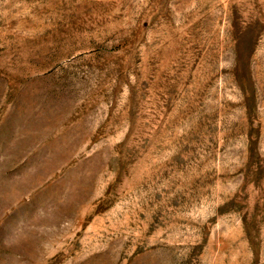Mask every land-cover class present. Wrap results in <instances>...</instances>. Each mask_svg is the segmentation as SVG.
<instances>
[{
	"label": "rangeland",
	"instance_id": "1",
	"mask_svg": "<svg viewBox=\"0 0 264 264\" xmlns=\"http://www.w3.org/2000/svg\"><path fill=\"white\" fill-rule=\"evenodd\" d=\"M0 264H264V0H0Z\"/></svg>",
	"mask_w": 264,
	"mask_h": 264
}]
</instances>
